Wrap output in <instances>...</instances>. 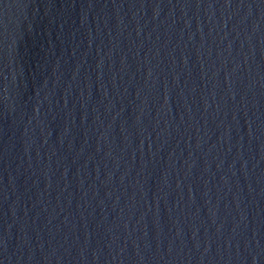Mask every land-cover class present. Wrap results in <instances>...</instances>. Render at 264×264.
<instances>
[{
	"label": "water",
	"instance_id": "1",
	"mask_svg": "<svg viewBox=\"0 0 264 264\" xmlns=\"http://www.w3.org/2000/svg\"><path fill=\"white\" fill-rule=\"evenodd\" d=\"M0 264H264V0H0Z\"/></svg>",
	"mask_w": 264,
	"mask_h": 264
}]
</instances>
